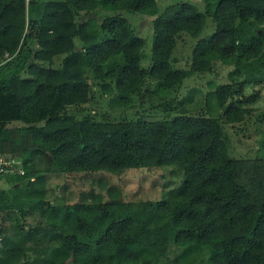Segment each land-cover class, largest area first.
<instances>
[{"label":"trees","instance_id":"obj_1","mask_svg":"<svg viewBox=\"0 0 264 264\" xmlns=\"http://www.w3.org/2000/svg\"><path fill=\"white\" fill-rule=\"evenodd\" d=\"M203 1L0 0V155L24 169L0 172V264H264V157H232L225 129L264 82V0ZM124 11L153 16L148 66ZM208 18L212 34L175 66L180 37ZM217 62L230 82L177 95ZM138 168L182 178L158 199L126 200L104 178L77 201L47 197L53 173Z\"/></svg>","mask_w":264,"mask_h":264},{"label":"rangeland","instance_id":"obj_2","mask_svg":"<svg viewBox=\"0 0 264 264\" xmlns=\"http://www.w3.org/2000/svg\"><path fill=\"white\" fill-rule=\"evenodd\" d=\"M175 0H163L161 4H166L168 2H173ZM195 3L198 8L203 10L205 8V3L203 0H189ZM110 12V11H104ZM124 14L131 21L135 31L143 35L146 38V44L143 48L144 57L142 58V65L148 66L151 61V52L153 45V34H152V19L153 16L140 14L138 12L129 13L124 11ZM207 25L200 32L199 37L195 38L189 35H183L180 37L177 47L174 50L172 56V62L177 67H188L191 51L193 45L197 42L200 37L208 36L212 34L213 25L211 18H208ZM80 40L77 39L79 44ZM215 73L201 76H193L188 78L187 82L183 87L179 88L177 95L183 96L186 91H190L194 87H200L206 90L208 86V79L215 77L218 82H230L228 73L233 69L232 66L222 64L217 62L215 64ZM245 95L255 94V100L250 101L247 105L252 107V111L244 121L236 122L235 124H226L225 129L230 134L231 137V151L230 155L232 157H264V82H254L248 84L244 89ZM193 99L197 102L199 95L197 92H193ZM189 97V93L185 98ZM100 105L104 106L106 109L113 111L114 114L120 112L119 106L117 104L112 106L110 103L107 105V100L105 96L99 98ZM190 99H187L189 102ZM99 104H86L85 106L92 109L94 106ZM148 112V113H147ZM129 113H132L129 111ZM140 114H145L150 118L162 119L166 115L162 110L152 109L150 111H145L140 109ZM132 115V114H131ZM171 168H138L130 169L122 173L121 175L113 174L110 172H94L92 174L78 173H53L49 175L48 180V193L47 197L54 201L63 202L64 197H68L71 202L77 201L80 198V193L82 191H89L92 186H95V190H99V184L97 180L104 178L108 180L111 184L119 186L122 191V198L126 200H138L140 198L144 199H158L164 191V189L172 181V185L177 184L181 176H174L171 173ZM5 181L0 180V187H7ZM105 195L106 192L102 191ZM66 264H72L70 260Z\"/></svg>","mask_w":264,"mask_h":264},{"label":"built area","instance_id":"obj_3","mask_svg":"<svg viewBox=\"0 0 264 264\" xmlns=\"http://www.w3.org/2000/svg\"><path fill=\"white\" fill-rule=\"evenodd\" d=\"M21 162L22 160L20 158L12 155H0V172L24 171V169L18 166Z\"/></svg>","mask_w":264,"mask_h":264}]
</instances>
